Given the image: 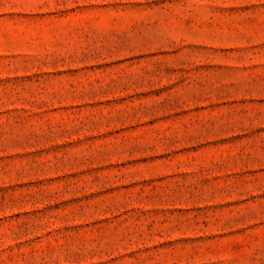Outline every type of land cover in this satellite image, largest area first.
Listing matches in <instances>:
<instances>
[{"label":"rangeland","instance_id":"rangeland-1","mask_svg":"<svg viewBox=\"0 0 264 264\" xmlns=\"http://www.w3.org/2000/svg\"><path fill=\"white\" fill-rule=\"evenodd\" d=\"M0 264H264V0H0Z\"/></svg>","mask_w":264,"mask_h":264}]
</instances>
